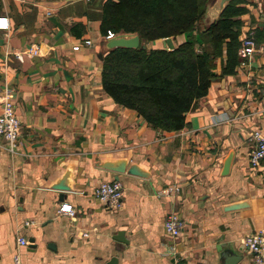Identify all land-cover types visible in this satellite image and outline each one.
<instances>
[{
	"label": "crops",
	"instance_id": "1",
	"mask_svg": "<svg viewBox=\"0 0 264 264\" xmlns=\"http://www.w3.org/2000/svg\"><path fill=\"white\" fill-rule=\"evenodd\" d=\"M106 1L0 0V94L12 88L21 122L13 150L0 137V264H226L235 254L254 264L243 239L264 229V161L249 163L251 133H264V0H244L238 16L254 53L231 74L217 59L207 94L174 131L105 92ZM32 44L39 54L23 52ZM115 178L122 207L109 210L94 191ZM170 214L177 237L163 227Z\"/></svg>",
	"mask_w": 264,
	"mask_h": 264
},
{
	"label": "trees",
	"instance_id": "2",
	"mask_svg": "<svg viewBox=\"0 0 264 264\" xmlns=\"http://www.w3.org/2000/svg\"><path fill=\"white\" fill-rule=\"evenodd\" d=\"M211 0H107L101 31L135 33L141 42L159 38H188L168 48L113 47L102 58L105 92L132 109L154 128L181 129L194 102L207 94L216 58L222 73L231 74L240 62V33L244 0H230L201 30ZM195 32L194 34H192ZM192 34V35H190ZM256 40V37L254 35Z\"/></svg>",
	"mask_w": 264,
	"mask_h": 264
},
{
	"label": "built area",
	"instance_id": "3",
	"mask_svg": "<svg viewBox=\"0 0 264 264\" xmlns=\"http://www.w3.org/2000/svg\"><path fill=\"white\" fill-rule=\"evenodd\" d=\"M8 27L7 19L0 17V29ZM116 33L111 30L107 31L105 39L113 37ZM239 54L243 57L251 56L256 50V40L253 33L245 34L240 38ZM91 40H84V44H90ZM80 44L74 45L73 49H78ZM25 54L37 55L40 52L38 44H32L23 51ZM23 53L17 52L19 58ZM264 91V84L259 86ZM13 90L6 86L0 94L1 110H0V137L5 142V147L8 150H13L18 143L21 122L15 114L14 104L12 102ZM251 138L254 143L253 148L249 153V163L252 167H258L264 161V133L255 129L251 133ZM96 199L109 210H118L122 207L123 188L119 181H105L99 184L94 191ZM59 212L64 215L74 216L75 210L70 204H62ZM165 232L177 237L180 233L181 222L177 215L170 214L166 217L163 224ZM85 236L87 234H84ZM18 243L26 244L24 238H19ZM244 247L250 252L253 257L254 264H264V229L258 230L255 233L248 235L243 239ZM14 263L19 264V257H14Z\"/></svg>",
	"mask_w": 264,
	"mask_h": 264
},
{
	"label": "water",
	"instance_id": "4",
	"mask_svg": "<svg viewBox=\"0 0 264 264\" xmlns=\"http://www.w3.org/2000/svg\"><path fill=\"white\" fill-rule=\"evenodd\" d=\"M230 0H213V3L208 7V13L210 15L211 19L216 18L219 13L222 11L224 6L229 2ZM163 48L172 49L175 46V42L171 37H166L163 39ZM107 49L113 48V47H146V43L141 42L140 37L138 34L135 33H119L115 34L113 37H110L106 39L105 43ZM118 178H115L117 180ZM65 190V189H63ZM117 240H120V238H117ZM247 250V249H246ZM244 261V255H233L230 256L227 259L226 264H243Z\"/></svg>",
	"mask_w": 264,
	"mask_h": 264
},
{
	"label": "rangeland",
	"instance_id": "5",
	"mask_svg": "<svg viewBox=\"0 0 264 264\" xmlns=\"http://www.w3.org/2000/svg\"><path fill=\"white\" fill-rule=\"evenodd\" d=\"M213 3V0H211L210 2H208V7ZM211 20H210V17L207 13V9L204 13V15L201 17L200 20H198V22H196V24H194V27H197L198 30H201L203 27H205L208 23H210ZM195 32H193L192 34H194ZM118 34V33H117ZM190 34V35H192ZM149 42L147 41L146 44H148ZM148 46V45H147ZM149 47V46H148ZM219 59V58H216L215 61ZM217 62V61H216Z\"/></svg>",
	"mask_w": 264,
	"mask_h": 264
}]
</instances>
